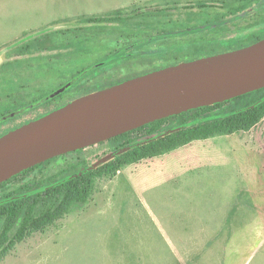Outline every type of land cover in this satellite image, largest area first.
Segmentation results:
<instances>
[{
  "label": "rangeland",
  "instance_id": "374dc122",
  "mask_svg": "<svg viewBox=\"0 0 264 264\" xmlns=\"http://www.w3.org/2000/svg\"><path fill=\"white\" fill-rule=\"evenodd\" d=\"M240 35L242 44L264 37V1L0 0V117L74 80L44 106L0 123V134L119 81L235 49ZM178 124L164 125L170 132ZM152 138L137 128L54 157L8 191L97 167ZM0 264H264V118L97 178L87 202L33 229Z\"/></svg>",
  "mask_w": 264,
  "mask_h": 264
},
{
  "label": "water",
  "instance_id": "95a60500",
  "mask_svg": "<svg viewBox=\"0 0 264 264\" xmlns=\"http://www.w3.org/2000/svg\"><path fill=\"white\" fill-rule=\"evenodd\" d=\"M264 88V37L82 95L0 137V184L65 153Z\"/></svg>",
  "mask_w": 264,
  "mask_h": 264
},
{
  "label": "trees",
  "instance_id": "16d2710c",
  "mask_svg": "<svg viewBox=\"0 0 264 264\" xmlns=\"http://www.w3.org/2000/svg\"><path fill=\"white\" fill-rule=\"evenodd\" d=\"M244 37L246 36H237L232 40V45L237 44L235 48L248 45L241 43ZM261 38L263 37H258L253 42ZM67 46L79 51L86 49L77 43H69ZM230 102L233 106L219 111L220 107ZM175 118L179 119L177 128L170 132L166 131L165 122ZM262 118L264 88L144 125L138 129H145L147 133L153 135L151 140L138 144L97 167H85L59 178L55 175L42 183L23 184L10 191H8L10 180L3 182L0 184V219L3 220L0 232V258L33 229L48 225L64 216L75 205L87 202L95 191L97 178L115 176L127 164L161 155L194 140L248 131ZM39 204L42 208L37 210ZM21 216L18 231L15 237L10 239L9 233Z\"/></svg>",
  "mask_w": 264,
  "mask_h": 264
},
{
  "label": "flooded vegetation",
  "instance_id": "af4514ba",
  "mask_svg": "<svg viewBox=\"0 0 264 264\" xmlns=\"http://www.w3.org/2000/svg\"><path fill=\"white\" fill-rule=\"evenodd\" d=\"M134 47H135V45H134ZM134 47H132V48H134ZM146 73H147V72H146ZM143 74H145V73H143ZM140 75H142V74H140ZM136 76H138V75H136ZM133 77H135V76H133ZM76 78H77V77H76ZM131 78H132V77H131ZM128 79H129V78H128ZM125 80H127V79H125ZM73 81H74V80H71V81H69L68 83H65V84H63V85L57 87L56 90H53V91H51V92H49V93H46V94H44V95H41V96L37 97V98L34 99L33 101H31V102H29V103H27V104L21 106L19 109H17L16 111H14V112H12V113H10V114H5V115L1 116V117H0V123L2 124V123H4L6 120L12 119V118H14V117H16V116H23L25 113L32 112V111H34L35 109H37V108H39V107H41V106H44V104H46L47 102H49L51 99H53L54 97H56V96H58V95L64 93L67 89H69V87H70V85H71V83H72ZM122 81H124V80H122ZM122 81H119V82H122ZM119 82H117V83H119ZM117 83H115V84H117ZM112 85H114V84H112ZM112 85H110V86H112ZM108 87H109V86H108ZM105 88H106V87H105ZM77 98H78V97H77ZM74 99H76V98H74ZM74 99H72V100H74ZM72 100H70V101H68V102H66V103H64V104H62V105H60V106H57V107H55L54 109H51V110H49V111H47V112H45V113H43V114H41V115H38L37 117H34V118H32V119H28V120L23 121L22 123H20V124L14 126V127H12L11 129L7 130L6 132L0 134V137L3 136V135H5V134H7V133H9L10 131H13V130H15V129H17V128H19V127H21V126H23V125H25V124H27V123H29V122H31V121H34V120H36V119L41 118L42 116H44V115H46V114H48V113H50V112H52V111H54V110H56V109H58V108H60V107L66 105L67 103L71 102ZM142 127H143V126H142ZM132 131H133V130H131V131H129V132H126V133H124V134H122V135H119V136H125V135H127L128 133H131ZM119 136H116V137H119ZM114 138H115V137H114ZM131 148H132V147H131ZM83 149H84V148H83ZM129 149H130V148H128V149H126V150H129ZM79 150H80V149H79ZM126 150H121V153H122V152H125ZM69 153H70V152H69ZM65 154H66V153H65ZM62 155H63V154H62ZM118 155H119V154H118ZM118 155H117V156H118ZM117 156H116V157H112L111 159H115V158H117ZM52 159H53V158H52ZM111 159H109V160H111ZM50 160H51V159H49V160H47V161H50ZM45 162H46V161H45ZM43 163H44V162H43ZM41 164H42V163H41ZM39 165H40V164H39ZM39 165H36V166H34V167H32V168H29V169H27V170H25V171H23V172H21V173L15 175V176H13L12 178L9 179L10 181L8 182V185L11 184L12 181L17 180V179L20 178V177L27 176L30 172L34 171V170L37 168V166H39ZM72 170H74V169H72ZM70 173H71V172H70ZM42 182H43V181L36 180V181H32V182L29 183V184H36V183L39 184V183H42ZM12 190H14V189H12Z\"/></svg>",
  "mask_w": 264,
  "mask_h": 264
}]
</instances>
